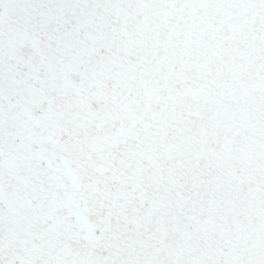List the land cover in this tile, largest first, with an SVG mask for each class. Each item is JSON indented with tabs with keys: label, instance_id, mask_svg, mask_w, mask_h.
Segmentation results:
<instances>
[{
	"label": "snow or ice",
	"instance_id": "snow-or-ice-1",
	"mask_svg": "<svg viewBox=\"0 0 264 264\" xmlns=\"http://www.w3.org/2000/svg\"><path fill=\"white\" fill-rule=\"evenodd\" d=\"M0 264H264V0H0Z\"/></svg>",
	"mask_w": 264,
	"mask_h": 264
}]
</instances>
